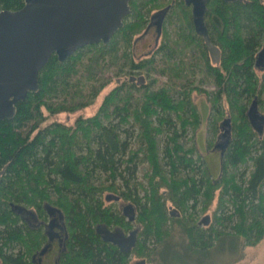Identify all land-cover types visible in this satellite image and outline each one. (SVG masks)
Returning a JSON list of instances; mask_svg holds the SVG:
<instances>
[{"label": "trees", "instance_id": "trees-1", "mask_svg": "<svg viewBox=\"0 0 264 264\" xmlns=\"http://www.w3.org/2000/svg\"><path fill=\"white\" fill-rule=\"evenodd\" d=\"M24 4L25 0H0V11L17 10ZM130 5L131 14L112 38L114 46L120 41L128 45L142 35L152 11L166 12L161 28L167 38L156 49L163 56L124 64L145 73L146 83L140 84L138 98L130 91L120 106L121 85L117 83L90 119L79 116L74 127L53 122L41 128L50 114L87 107L106 85L93 65L90 71H79L83 58L103 56L98 49L89 53L83 48L65 62L53 54L39 73V89L17 104L13 118L0 119V170H4L0 263L33 264L26 263L23 250L32 258L43 242L35 229L24 230L11 204L36 212L46 202L67 213L72 235L62 264H129V255L103 239L95 228L101 222L125 229L133 226L114 204H106L116 198L136 207L139 237L134 252L146 264H166L158 252L173 238H182L194 252H203L223 237L243 239L247 246L264 237V0H208L205 22L219 50L215 61L204 38L196 33L192 7L184 0H131ZM167 16L172 21L178 18L181 35L175 40L167 32ZM113 59L115 63L116 54ZM94 63L100 66L98 59ZM154 72L167 75L168 84L158 85ZM195 90L203 92L211 105L208 147L216 148L222 122L228 117L232 120L217 178L209 177V168L204 170L207 179L199 177L205 159L198 165L193 158L198 146L195 142L188 146L187 127L197 129L201 123L191 97ZM58 96L62 100L56 101ZM259 113L263 119L257 128L252 117ZM250 162L249 176L244 178L248 168L240 173L238 169ZM139 169L149 188L136 179ZM220 186L221 204L229 201L233 206L222 205L216 222L230 223L229 234L214 225L201 228L182 214L188 210L192 214L203 197L207 209ZM177 212L180 215L173 216ZM168 220L172 221L170 229ZM146 238H156L158 246L147 248Z\"/></svg>", "mask_w": 264, "mask_h": 264}, {"label": "water", "instance_id": "water-1", "mask_svg": "<svg viewBox=\"0 0 264 264\" xmlns=\"http://www.w3.org/2000/svg\"><path fill=\"white\" fill-rule=\"evenodd\" d=\"M130 1L25 0L20 9L1 10L0 119L13 118L17 104L30 91L39 89V73L53 54L60 62H65L85 46L109 43L131 14ZM184 1L192 7L196 33L204 38L212 59L217 60L219 50L212 44L205 22L208 0ZM231 122V117L222 122V133L216 144L221 154L231 138ZM3 174L4 170H0V183ZM199 223L209 224L210 216H204ZM125 244L131 248L135 242Z\"/></svg>", "mask_w": 264, "mask_h": 264}, {"label": "rangeland", "instance_id": "rangeland-1", "mask_svg": "<svg viewBox=\"0 0 264 264\" xmlns=\"http://www.w3.org/2000/svg\"><path fill=\"white\" fill-rule=\"evenodd\" d=\"M154 11H152L149 15L153 14ZM173 21L169 19V17H166V28L167 32L170 36V38H173L174 40L177 39L178 35H181V32L178 30L179 22L177 16H174ZM165 32V31H164ZM138 37V36H137ZM139 42L138 46H143L145 48V51L143 53L148 52L149 50H156L157 46L160 43H163L164 40H166L167 35L164 33L161 35L160 30H158V27L153 25L151 29L147 30L145 33L140 35L138 37ZM160 41V42H159ZM159 42V43H158ZM92 52L89 50V53ZM146 56V55H145ZM163 55L160 51L156 52V57L160 59ZM142 57V53L140 55ZM99 61V65L95 64V60ZM162 61V60H161ZM122 61L116 60L114 63V59L112 60H102L101 58L97 57H85L81 61L80 64V70L83 73V70L87 69L88 71L92 70L91 67L94 66L95 70L97 71L100 78L103 80H106L107 83L103 87V89L100 91L98 96L94 98L92 103L88 105L87 107L81 109L80 111L74 112H68V111H61L59 114H50L43 123L42 126H47L53 122H61L63 124H66L68 126H73L76 123V120L79 116H87V115H93L97 112L99 107L101 106L103 100L107 96V94L113 90L117 85V76L119 75V69L120 64ZM93 65V66H92ZM82 66V67H81ZM122 67H124V64H122ZM89 68V69H88ZM198 75L200 76V72H198ZM152 76L157 78L158 85L168 84L169 80L167 75L162 74L160 72L152 73ZM198 79V77H197ZM91 83V82H90ZM93 84V83H92ZM203 87L211 88L210 84H202ZM134 92V91H132ZM86 94L88 95V99H91L90 93L88 90H86ZM192 100L195 102L197 108L199 109L201 113V123L196 128H193L191 125L187 127L188 132V139H189V145H192V143H196L198 146L197 151L195 152L194 159L196 162H199L202 159H205V162L202 164V167L200 168L199 177L204 176L205 179H207L206 173H204L205 168H209L210 172L215 175L211 176V173L209 177L212 179V177H216L220 173V169L222 166V156L219 149H216L214 147H208L207 145V124L208 119L210 116L211 111V105L206 97V95L199 91L195 90L191 93ZM44 114L48 115V111L46 108H43ZM263 119V115L261 113L257 114L256 117H252V121L254 125L257 128L261 127V122ZM200 157L199 159H197ZM252 163L250 162L249 166L241 165L238 169L239 173L243 170H246L248 168L247 173L244 172V178H248L249 171L251 169ZM208 166V167H207ZM150 173H153V170H149ZM143 172L140 169L136 173V179L143 181L144 186L149 188L147 179L143 177ZM141 195L144 194L143 191L140 192ZM221 194H222V186L219 187V190L216 189V193L214 195V198L212 199V202L208 206L207 209H205V200L204 197L199 201V204L195 209L192 211V214L189 212L183 211L182 214L185 217V219H189L193 223L198 225V222L206 215H209L211 217V223L209 226L214 225L218 228V230H221L225 234L231 233L230 223H223L218 225L216 222L217 214L222 212V205L230 206L232 207V202L224 201L223 204H221ZM106 204H111L117 208L119 206V203H116L114 201H106ZM190 204V202H189ZM186 209V208H185ZM184 209V210H185ZM226 211V210H225ZM32 212V211H30ZM178 213V212H177ZM180 215V213H179ZM34 215L29 216V220L31 224L34 222ZM168 228L170 229L172 226V221L168 220L167 222ZM199 226V225H198ZM201 228H206L207 226L200 225ZM98 231L103 234L105 238H110V233L105 230L102 226L98 227ZM122 237V234H120ZM144 238L142 235L140 239ZM156 238H146V247L149 249L155 248L158 246ZM243 239H239L237 237H223L221 238L216 245H213L211 248H209L207 251H197L194 252L193 249L188 245L186 241H184L182 238H173V240L170 241V239L165 242L159 249L158 258L164 260L166 264H264V237L260 242H258L254 246H247L242 241ZM216 242V239L214 240ZM136 255V256H135ZM133 257L130 259L131 264L135 260H142L143 256L139 253H135ZM135 259V260H134ZM160 261V260H159ZM157 263V261H156ZM149 264H153L152 262Z\"/></svg>", "mask_w": 264, "mask_h": 264}, {"label": "flooded vegetation", "instance_id": "flooded-vegetation-1", "mask_svg": "<svg viewBox=\"0 0 264 264\" xmlns=\"http://www.w3.org/2000/svg\"><path fill=\"white\" fill-rule=\"evenodd\" d=\"M165 16H166V12L164 11L161 13H155V14L153 13L150 17V21L148 23V27L145 30V32L151 29L153 25H155L156 27H158V30H160L162 35L163 30L161 27ZM138 39L139 38L137 37L128 45L120 41L117 42L116 46H114L115 42H113L111 39L109 43L106 44L102 42L98 43L97 48L93 46L94 44L83 47L84 49L88 48L89 50L92 49L94 51L98 49L100 53H103V56L101 57L102 60L105 59L112 60L114 58V54H116V60L122 61V63L120 64L119 75L117 76L118 77L117 83L118 85H121V89L119 91L120 95L117 98V99L121 98V100L118 101V104L120 106H123V104L126 102L127 100L126 96L130 93V91H134L132 96L138 98L140 92L139 89L140 84L145 85L146 83L145 73H140V68L136 67L131 69L126 67V69H124L122 67V64H125V62H134L138 64L140 59L144 57H150L152 55L156 56V50L154 51L149 50L148 52L143 53L145 51V48H143V46H138V42H139ZM159 45L157 46V48L159 47ZM141 53H142V57H140ZM90 82L91 81H89V85L92 84V82L91 83ZM127 83H130L131 85L130 88L128 86L125 87ZM59 97L60 96L55 98V100L56 101L62 100ZM113 107L114 106H112V108ZM70 112L76 113L77 111H70ZM97 112L93 115L95 116ZM57 113L59 114L60 112ZM93 115L91 114L85 117L87 119H90L91 116ZM76 125L77 124L75 123L71 127H74ZM40 127L44 128L45 126H42L41 124ZM114 202L119 203V206L116 208V210L120 214V216H124L128 222L133 223V226L128 229H125L120 225L109 226L106 223L101 222L96 224L95 228L97 233H99L103 239L108 240L113 244H116L120 252L126 253L129 255L130 258H132L133 255H135L134 248L136 246V241L139 237V229L137 228V224H136V207L118 198L114 199ZM11 208L14 210L15 213H17L20 216V223L23 224V228L25 231L28 228L35 229L37 232H39V237L43 239L41 247L32 258L27 257V253H25L23 250L26 263L28 262H31L33 264L64 263L65 257L69 252V246H70L69 241L72 235L71 234L72 223L69 222L67 213L60 211L57 207H54L46 202H43L42 209H39L36 212L25 205L11 204ZM31 213L32 215H34L32 216L34 217V222H35L33 224H31L29 220L30 218L29 216L31 215ZM100 226H102L105 230H107L110 233V238H105L103 234L98 231V227ZM120 234H122V237L120 236ZM127 241H134L135 242L134 246L128 248V245L125 244ZM131 263L132 262L130 260L129 264ZM146 263H147L146 260H144L143 258L140 261L135 260L133 262V264H146Z\"/></svg>", "mask_w": 264, "mask_h": 264}, {"label": "built area", "instance_id": "built-area-1", "mask_svg": "<svg viewBox=\"0 0 264 264\" xmlns=\"http://www.w3.org/2000/svg\"><path fill=\"white\" fill-rule=\"evenodd\" d=\"M199 222H200V221H199ZM199 222H198V224L201 225Z\"/></svg>", "mask_w": 264, "mask_h": 264}]
</instances>
